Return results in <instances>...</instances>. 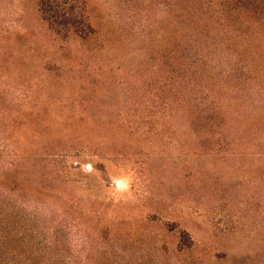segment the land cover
<instances>
[{
  "label": "rangeland",
  "instance_id": "rangeland-1",
  "mask_svg": "<svg viewBox=\"0 0 264 264\" xmlns=\"http://www.w3.org/2000/svg\"><path fill=\"white\" fill-rule=\"evenodd\" d=\"M219 2L180 24L179 103L173 0H87V40L49 29L37 0H0V242L15 264H264V0ZM53 147L69 150L61 180L37 159Z\"/></svg>",
  "mask_w": 264,
  "mask_h": 264
},
{
  "label": "trees",
  "instance_id": "trees-1",
  "mask_svg": "<svg viewBox=\"0 0 264 264\" xmlns=\"http://www.w3.org/2000/svg\"><path fill=\"white\" fill-rule=\"evenodd\" d=\"M203 0H173L174 11L178 21L179 29L177 31V45L176 56L173 58L176 68V83L181 88L170 91L171 100L182 102L181 96L184 94V89L189 84L190 77V62H189V48L187 46V33L183 30L180 32V24L186 27V23L191 13V6L193 4L201 5ZM253 0H221L219 2L224 8L235 13L238 9L248 10ZM39 11L42 18L47 23L49 29L55 32L62 38H68L70 35H75L79 38L87 40L96 32L95 24L89 12L87 0H37ZM230 13V14H231ZM238 13V12H237ZM198 22H202L203 17L198 14ZM167 52V49H166ZM185 95V94H184ZM170 102L166 101V106H170ZM69 155V150L52 148L44 150V152L37 157L38 160L44 162L49 169L47 175L52 173L53 178L63 179L70 170L67 171L66 157ZM37 162V161H36ZM73 167V165H71ZM42 173L41 176H44ZM69 175V174H68ZM181 241L183 245L191 243V236L188 231L181 234ZM13 253V247L7 246L0 242V264H15V258H10Z\"/></svg>",
  "mask_w": 264,
  "mask_h": 264
},
{
  "label": "clouds",
  "instance_id": "clouds-1",
  "mask_svg": "<svg viewBox=\"0 0 264 264\" xmlns=\"http://www.w3.org/2000/svg\"><path fill=\"white\" fill-rule=\"evenodd\" d=\"M84 167H85L86 171L90 172L93 170L91 164L85 165ZM114 183H115V188L113 190V194L116 195L117 197L122 196L129 189L130 177L121 176V177L117 178Z\"/></svg>",
  "mask_w": 264,
  "mask_h": 264
}]
</instances>
